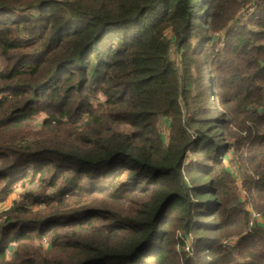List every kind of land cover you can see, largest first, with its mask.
Wrapping results in <instances>:
<instances>
[{
  "label": "trees",
  "instance_id": "16d2710c",
  "mask_svg": "<svg viewBox=\"0 0 264 264\" xmlns=\"http://www.w3.org/2000/svg\"><path fill=\"white\" fill-rule=\"evenodd\" d=\"M18 189L0 264H264V0H0Z\"/></svg>",
  "mask_w": 264,
  "mask_h": 264
},
{
  "label": "rangeland",
  "instance_id": "374dc122",
  "mask_svg": "<svg viewBox=\"0 0 264 264\" xmlns=\"http://www.w3.org/2000/svg\"><path fill=\"white\" fill-rule=\"evenodd\" d=\"M171 57L174 58V55L171 54ZM167 124H168L167 120H165V119H162V120H161V128H162V129H164V127H165ZM162 131H163V130H162ZM228 157L230 158L229 155H228ZM226 165L230 168L229 170H230L231 172H233V169L230 167L229 163L226 162ZM28 189H30V188H28ZM22 192H23V190L18 189V190H16L11 196H9L8 199L6 200V202H4L3 204H0V211L9 208V207L11 206L12 202L16 201V200L19 198V196H20V194H21ZM240 197H241L240 199L242 200V199H243V193H242V192L240 193ZM251 214H252V215H256V221H257V222H262V219L260 218L259 214L255 213V212H252V211H251ZM235 242H236V241L233 239V240H230L229 242H226V243L224 242L223 244H224L225 246H230V247H232V246L235 244ZM190 253H191V252H190ZM191 254H192V253H191Z\"/></svg>",
  "mask_w": 264,
  "mask_h": 264
}]
</instances>
